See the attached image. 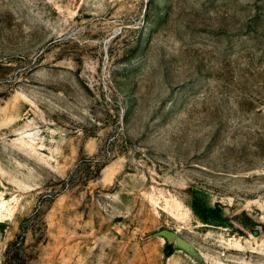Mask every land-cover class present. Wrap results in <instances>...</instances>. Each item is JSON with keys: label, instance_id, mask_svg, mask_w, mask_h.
<instances>
[{"label": "rangeland", "instance_id": "obj_1", "mask_svg": "<svg viewBox=\"0 0 264 264\" xmlns=\"http://www.w3.org/2000/svg\"><path fill=\"white\" fill-rule=\"evenodd\" d=\"M0 264H264V0H0Z\"/></svg>", "mask_w": 264, "mask_h": 264}, {"label": "water", "instance_id": "obj_2", "mask_svg": "<svg viewBox=\"0 0 264 264\" xmlns=\"http://www.w3.org/2000/svg\"><path fill=\"white\" fill-rule=\"evenodd\" d=\"M156 235L161 236V237H165L168 239H171L174 237V233L167 231V230H161Z\"/></svg>", "mask_w": 264, "mask_h": 264}, {"label": "trees", "instance_id": "obj_3", "mask_svg": "<svg viewBox=\"0 0 264 264\" xmlns=\"http://www.w3.org/2000/svg\"><path fill=\"white\" fill-rule=\"evenodd\" d=\"M160 10V9H159Z\"/></svg>", "mask_w": 264, "mask_h": 264}]
</instances>
